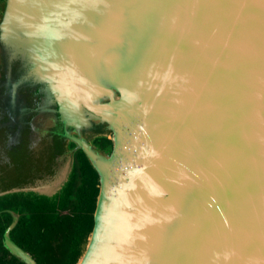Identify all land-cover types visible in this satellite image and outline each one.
<instances>
[{"label":"water","instance_id":"1","mask_svg":"<svg viewBox=\"0 0 264 264\" xmlns=\"http://www.w3.org/2000/svg\"><path fill=\"white\" fill-rule=\"evenodd\" d=\"M76 151L74 264H264V0H0V196Z\"/></svg>","mask_w":264,"mask_h":264},{"label":"flooded vegetation","instance_id":"2","mask_svg":"<svg viewBox=\"0 0 264 264\" xmlns=\"http://www.w3.org/2000/svg\"><path fill=\"white\" fill-rule=\"evenodd\" d=\"M95 142L100 146L107 143L104 139ZM95 186L93 169L84 155L76 151L68 179L55 193L16 192L0 196V264H26L7 249L5 233L37 264H54L49 259V252L57 251L64 243V237L74 232L72 226V232L65 229L66 223L73 222L69 218L76 217V227L81 226L75 227V230L81 229L75 237V244L79 233L86 228L84 220L89 212L85 208L93 197L91 193ZM26 204H29L28 209Z\"/></svg>","mask_w":264,"mask_h":264},{"label":"trees","instance_id":"3","mask_svg":"<svg viewBox=\"0 0 264 264\" xmlns=\"http://www.w3.org/2000/svg\"><path fill=\"white\" fill-rule=\"evenodd\" d=\"M93 175H95V183L97 184V177H96L94 170H93ZM96 191H97V186H95L93 188V191L91 193V196H93V197L90 198V201H88L86 204L85 209H87V212H89L85 216V220H84V222L86 224V226H85L86 228L83 229L79 233V235L77 237L76 244H75V237H76L77 233L81 230V229L75 230L76 228L81 227V226L76 227L77 218L76 217L74 219L69 218L73 222L71 224L70 223L65 224V229L67 231L72 232L71 229L74 228V232L70 233L69 236L64 237V243L57 249V251L49 252V259L52 260V262L54 264H74L75 263L78 255L80 253L81 247L84 243V240H85V238H86V236H87V234L91 228V225H92V211L94 208V198L96 195ZM42 198H44V197H42ZM27 200H30V199H24V201H27ZM50 205H49V208H51ZM25 207L28 209L29 204H26ZM71 226L73 228H71Z\"/></svg>","mask_w":264,"mask_h":264}]
</instances>
